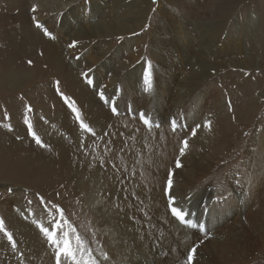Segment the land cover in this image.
Listing matches in <instances>:
<instances>
[{"label": "bare ground", "instance_id": "6f19581e", "mask_svg": "<svg viewBox=\"0 0 264 264\" xmlns=\"http://www.w3.org/2000/svg\"><path fill=\"white\" fill-rule=\"evenodd\" d=\"M92 1L93 2H90L87 6L83 5L81 9H77L73 7L74 0H23V2L28 6V10H30V7L32 8L31 12L29 13V24L27 23L28 26L25 27V30L27 31L25 35L27 37H34V39L37 41V43H34L33 46H41L39 49L42 50L38 54L45 56L48 67H53L52 69H58V71L64 72V68L67 65L66 61L69 62L70 67L67 68V71L70 74L69 81L73 87L72 92H75V94L80 98V107L84 109L85 113L92 114L95 125L100 131L98 134L103 136L106 127L108 126L111 119L114 118V115L110 113L112 112L110 109V105H112L110 102L111 98H106L108 102L104 101V99L100 100L98 98V86L99 88L102 86L109 70L118 61L122 62V52H120V49L118 48L115 52L112 51L109 56H106L108 50L107 47L102 49V51L98 52V55L95 56L94 51L91 49L87 53L84 51L86 57L89 56L93 63H96L99 59H101V57L106 56L105 62H100L98 64L97 70L91 71L89 73V79L86 77L87 79L84 83L83 80L81 82L78 77L76 78V75L74 74L76 71L73 72L72 70L79 62V60L78 62L73 61V56L76 54L74 51H71L73 47L66 48L65 45H62L60 41L52 42L53 39H51L52 41L46 40L44 37L45 34L42 32V30H48L52 24H57L56 21H58V16H60V13L67 10H69L67 12L68 14H73L72 18L76 21L75 29H69L68 27L70 24L65 22L66 19H63V23L66 24V27L60 23V27L62 28L61 33L67 32V34L72 36L73 39L99 36L105 38L108 36L117 35L119 33L129 34L136 31L138 27H141L144 23V18L147 16H141L142 14H145V9L140 8L139 6V3H143L141 0H135V2L131 5L130 3L128 4V0H120L125 4L114 1L115 3L113 6L115 10H112L109 16L105 11L106 6L102 4L103 0ZM33 6H35V11H33ZM238 6L233 7L231 11L222 12L220 15L211 18H215L216 21L219 22L217 25H210L208 21L198 23V21L201 19L200 16H196V18H190V20H187V23L195 27V31H193V28L192 30H190L188 27L184 28L183 26L185 25L180 23L176 18H169L172 22L171 24L169 23L171 33L174 35L184 34V36L179 35V38L172 37L168 40L172 43L174 48H179L183 51L187 50L189 47L191 48L190 52L181 54L186 57V59L183 57L184 59L182 60L186 64L189 62V64L192 63L193 66V62L195 61L196 63L193 66L195 69L188 72L187 75L191 77L194 76V78L189 81L191 83H197L199 86V90L196 91L197 98L193 99V102L188 100L184 101V86L181 84V87L177 86L176 89L175 85L180 84L177 83L175 80L176 78H174L177 75H175L174 72L173 76L169 74V80L163 81L164 83L171 84V103H175L171 106V111L174 110L175 112L178 109L179 113L169 114L168 112H163L161 110V112L154 114L153 111H148L149 115L151 116H147L151 119V121L155 124L159 123V127L152 123L154 125L152 129L146 128L139 124L137 119H133L134 116L117 117L115 119L116 123L113 124V127L116 128H113L114 132L108 138V141L111 144L106 150L107 155L105 163L103 162L105 172L101 171L97 164H94V167L91 170L88 169L89 165H85V170L91 173L88 176L85 175L88 177V179H85V176L82 175L83 179L81 178L80 180H82L84 184L83 187L86 190V192H83L84 196L89 202L88 206H90L93 211H97L98 216L96 217L98 218V221L101 223V225H104L103 230L106 233L104 232V241L101 240V245H104V247H106L109 251L114 250V253H117L116 256L114 255L112 258H108L107 260L102 258V264H158L156 262V258L160 256L164 258V264L168 262L176 264V262L180 261L178 255L176 254L178 253L177 243L173 240L169 241L165 239H163L165 242L162 243L163 240L160 242V239L158 238L159 236L157 237L160 230L163 229V234L166 233L165 235H167L168 232L165 229L171 228L169 231L170 233L173 228L172 226H174L176 222L174 220L170 222L168 221V227L164 228L162 227L163 225H166L164 222L159 221V224V222H154L153 220L157 213L164 210V206L167 207V196L171 195L172 190L166 191L169 166L174 164V162L180 158H182L183 161L189 159L192 162V167L190 169L191 171L189 170L188 173L189 181L185 184L192 185V178L200 177L201 181L205 184L208 182H214L217 185L216 190L214 189L215 193L228 194V197L225 200L226 203L218 204L216 206L214 202L210 207H208H212L211 210L206 215H204V217L200 218L201 223H203L202 221L205 219L210 218L206 224L208 230L211 231V235L202 240L200 246L196 244L195 247L194 243L195 241L201 240L202 238H195V232L180 224V227L183 230L185 228L187 231L183 233L185 240H187L186 238L188 236L189 238H193L190 241L187 240L188 244L187 242L184 245L182 244L184 247L186 245L189 252L191 249H195V251L192 252L193 259L191 264H259L256 262L257 260L259 261L258 254H264V129L251 132L247 141L244 142V145L240 142L241 144L238 145V143H236L232 146L231 143L230 150L228 151V144L225 145L223 142L225 143V140H227L225 131H229L230 128L228 127L227 129H224L222 125L218 124L219 121L217 118L218 111H221L223 107L222 100L220 99L218 93L219 89L215 90L214 92L215 88L206 86L203 88L204 85H201V80H205L202 79L204 75H212L211 72L215 71L218 66L226 65L228 62H230L231 65L235 64L239 67H245L244 63H248L249 66H253L252 68L258 65L259 68H262L259 62H257L258 60L249 54L250 52L245 55V61L242 60L239 63L238 61L240 60V57L238 58L233 56L234 50L232 49L236 50L237 48L238 51H240V47L244 48L245 45H247V42L249 43L250 47L251 45H255V48L257 46L264 45V34H256V30H254V27H256V22L253 20L250 14V16H245V18L236 14V8ZM116 7H118V9ZM134 8H136L137 11L134 10ZM124 9H127V11H124ZM184 12L186 15H188L186 9H184ZM128 13H132V15L126 16ZM186 18L187 17L185 16V19ZM133 20L134 23L130 24V22ZM36 21H39V23L43 25V28H38L36 26ZM193 21H195L194 25ZM78 23H80V26L77 28L76 25ZM227 26L229 27L228 29ZM223 28L227 30V34L225 37H223L225 40L222 46H218V43L221 41L220 35L223 31ZM242 30H244L249 36L252 34V32H255L257 37H253L254 39H249V37L241 36ZM152 41L154 42V54L157 59H159L161 68L171 66L169 56L165 55V52L169 49L167 50L164 47L162 49L161 46L163 45V42L166 43L164 39L161 37L156 39L154 36L152 37ZM215 49L220 51L223 50L224 52L228 53L229 56H227L226 59L225 57L224 59L216 58L214 57ZM36 51L39 52L38 50ZM67 55L70 56V59L67 58ZM82 59H84V56ZM172 59L174 58L172 57ZM260 62L263 63L264 60L261 59ZM173 65L171 67H173ZM176 65L177 64H175V66ZM146 70L147 69L142 66H135L123 76L121 90H119L114 84L111 89L107 91L108 93L106 94L109 97H111L112 94L115 95L113 99L115 102L118 101L117 105L120 110L125 111L122 104L120 103V95L122 93H124L123 96L127 95V97H130V100L134 101L136 110H142L139 105L140 103H143L144 107H149V110H153L154 107H157L154 103L158 97L162 95L160 90H156L158 88L160 73H157V84L154 81L153 73L151 74V89L149 91H145V84H143L142 89L141 81L144 80V73ZM172 70L173 69L170 68L169 72L172 73ZM21 73L14 72L13 75H9L4 81H7V85L15 87L14 84H19L20 81L24 80ZM93 73H95L96 83L90 84L88 81L93 80L91 75ZM199 73L200 80L197 77ZM173 84L175 85L173 86ZM89 86H92V89ZM137 89L139 90V97L137 96ZM174 89H176L175 93H173ZM166 90L168 89L164 87V91ZM180 90H182L181 93ZM140 92L142 95L141 97ZM49 100H52L50 105L52 108L49 113L53 116L52 122L55 124L51 123V126H44V133L46 136L51 135L54 139H56L55 141L51 140L49 144L50 148H52L53 154L47 158V160L43 155L40 157L37 155L32 156L28 153L25 154L27 155L26 158L29 157L31 160L33 159V162L38 164V166H34L35 168L39 167L37 169L38 174L35 172V174L32 175H36L40 179H43L47 173L51 174L53 172L59 171L57 170V167L60 169L59 172L62 174V177H64L66 174L70 173L68 171H64L67 169L70 161H82L81 156H74L73 153L68 149H66V156L65 151L62 149L63 147L61 148L59 146L60 138L57 134L58 129L61 128V130L65 129L67 131V129L70 128L72 122H70L68 117L69 114L67 109L63 107L60 101H58L56 96L52 93V89L50 87L44 91L43 97L40 100L42 105H39L44 109H47ZM211 100L213 102H210ZM176 101L179 102L176 103ZM163 103L168 104V101L164 100ZM253 106H255V103L247 99L242 103L240 112L247 113V108H250L251 111L253 110ZM184 109H187L189 113L188 111L184 112ZM189 109L191 110V114ZM200 112L203 113L201 114ZM171 115H175L178 122L185 126L177 129L176 131L172 130L171 125L167 126L166 128V125L162 123L169 124ZM194 116L197 119L195 120L197 122H195V124L194 120L192 119ZM204 121L210 122V127L205 126ZM187 122L190 125H187ZM58 124L59 126H57ZM119 124H121L120 127H118ZM197 125H199V127H197ZM195 126L197 128L196 130L200 133L194 139V144H192L193 150H190L189 139L191 140V138L189 135L191 128H194ZM51 129L52 134H48ZM23 132L26 134L25 131ZM134 134L136 135L134 136ZM78 135V138L80 139L83 137L88 139L89 136L87 133L81 131H79ZM127 138L129 140H127ZM185 138L188 140V147L186 154L183 156L180 155L179 149L182 147V141ZM126 142L128 143L125 146ZM19 147L22 146L20 145ZM2 149L3 150L0 152V165H3L4 163L7 164V168H9L8 170L10 172L15 171L17 173L18 170H21L22 167L17 166L19 163H22V165L26 163L24 159L25 157L14 159V157L18 156L16 155L17 149L15 151H13L10 147H2ZM37 149L41 151L42 148L40 146ZM33 150H35V148H33ZM56 150L57 154H55ZM102 150L104 151L105 148ZM47 151H49V149ZM69 151L72 153H70L72 160L70 159ZM230 151H235L236 153L233 152L234 154H231L229 153ZM237 152L239 153L237 154ZM219 154H221V156H219ZM98 156H101V154ZM227 156L230 157L227 158ZM222 157L225 159L223 162L225 165L223 164L221 170L213 171L212 169L214 168L215 164L218 163V160L222 159ZM233 157L234 160L231 161ZM59 159L61 162L58 161ZM43 163L45 164V167ZM46 163L48 166H46ZM87 164H90V162H87ZM234 165H236L234 172L230 175H226L224 168H227L228 170V168ZM238 173L239 175L236 176ZM199 174L200 176H198ZM207 175L209 178L205 177ZM231 176L234 177V181H231ZM204 177L207 179L205 180ZM183 181L185 180H182V182ZM127 187L129 190H126ZM101 191L103 192V195L100 194ZM128 192L133 193L132 197H130ZM174 193L175 192H173L172 195ZM134 197H138L136 199L138 202L134 201ZM174 197L176 202L171 206L169 205L170 209L171 207H182L186 211H189L191 204L196 202L193 197L188 198L187 200H179L175 194ZM14 201L16 202L13 203ZM17 202L18 200H15V198L12 200V202L8 201V203L14 208L7 206L8 210L5 209V211L10 212V216H7V218L10 225L13 227V230L16 231L15 234L20 237H14L18 248L22 252H26V254L29 256V260H27V262L24 264H54L53 256L50 255L49 258L47 256L49 252L46 248V241L42 239L43 237L40 236L43 240L42 247L40 245L42 241L40 242L33 233L30 234L29 230L31 228L29 230L26 229V225L20 218H18L19 215L15 212H18V208H16ZM116 202H118V208H116ZM241 210H243L244 214L246 215L244 219H242L240 216L238 217L237 215V213ZM190 211V215H188L186 218L191 219L192 221L202 214V209L200 207H198L195 212H193V210ZM218 214H220V218L216 220L215 217ZM159 215H161V213ZM165 218L171 219L173 217L169 215V217ZM173 222L175 223L173 224ZM171 223L172 226L170 225ZM197 224L199 225L200 223ZM33 226L35 229H37L35 224ZM201 231L205 230L202 229ZM23 238L25 239V246H27V243L34 240L32 243V249H29L28 246L23 247V241H21L20 244V240ZM37 240L39 243H37ZM179 244L181 245V243ZM37 246H39V248L33 249V247ZM5 247L6 243L3 242L0 251ZM38 249H41V253H38ZM45 256L48 259L43 261L42 258ZM184 264H188V261ZM262 264H264V262Z\"/></svg>", "mask_w": 264, "mask_h": 264}, {"label": "rangeland", "instance_id": "374dc122", "mask_svg": "<svg viewBox=\"0 0 264 264\" xmlns=\"http://www.w3.org/2000/svg\"><path fill=\"white\" fill-rule=\"evenodd\" d=\"M114 1L121 4H125L123 1L120 0H103L102 4L106 6L105 11L108 16L111 14L112 10H115L113 6V4L115 3ZM141 1L143 3L142 4L139 3V6L140 8L145 9V14L144 15L142 14L141 16H147V17L144 18V23L142 24L141 27H138L136 31L129 34L119 33L117 35L108 36L105 38L99 36V37H84L82 39H73L72 36L67 34V32L61 33L62 28L60 27V23H62V25L66 27V24L63 23V19H66L65 22H68V24H70L68 28L75 29L76 21L72 18L73 16L72 13L71 14L67 13L69 10L65 12H61L60 16H58V21H56L57 24H52V26L48 28V31L52 34L51 36L46 35L42 30V32L45 34L44 37L46 38V40L53 39V41L51 40L52 42L60 41L61 44L65 45L66 48L73 47L71 51H74V53H76L73 56V61L78 62L79 60V62L72 70L73 72L76 71L74 73L76 75V78L78 77V79H80L81 82L83 80L84 83L86 82L85 80L87 78L89 79L90 77L89 73L91 71H96L98 64L100 62H105L106 56H109L112 51L115 52L119 48L120 52H122L121 55L122 62L118 61L109 70L108 75L104 80L102 86L100 88L98 86V90H99L98 98L100 100L104 99V101L106 102H108L106 98H111L110 102L112 103V105H110V109L114 113L113 114L112 112H110L112 115H114V118L111 119V121L109 122L108 126L105 129L104 135L102 136L101 134H98V132L100 131L95 125V121L92 117V114L85 113L84 109L80 107V101H81L80 98L78 97V95L75 94V92H72L73 87L69 81L70 74L67 71L68 70L67 68L70 67L69 62L66 61L68 66L66 65V67L64 68V72L63 71L60 72L58 71V69H52L53 67H48L45 56L38 54L42 50L39 49V47L41 46L40 45L38 47H36V45L33 46V44L37 43V41L34 39V37H27L25 35V33L27 32L25 30V27L28 26L29 24V13L31 12L32 8L30 7V10H28L29 8L23 2V0H0V77H1L0 78V152L3 150L2 147L3 148L10 147L12 148L13 151L17 149L16 155L18 156L15 155L16 157H14V159L25 157L24 159L26 161V163H24L23 165L22 163H19L17 167H22V169L18 170L17 173L15 171L10 172L8 170L9 168H7L8 165L5 163L3 165H0V219L4 221V229L6 230V231L0 230V249L2 248V243L3 242L6 243V247L0 251V264H24L27 262V260H29V256L26 254V252L24 251L22 252L18 248V245L14 237H19V236L15 234L16 231L13 230V227L10 225L9 220L7 218V216H10V212L5 211V209L8 210L7 206H9L10 208H14L8 203V201L12 202L14 198L15 200H18L16 207L18 208L17 209L18 212L15 211L14 209V211L19 215L18 218H20L23 221V223L26 225V229L29 230L31 228L29 230L30 234L33 233L40 242L42 241L40 243L42 247H43L42 239L46 241V248L48 249L49 252L47 256L48 258L50 257V255L53 256L54 264H56V262H55L53 247L47 242L46 237L40 231L39 227L37 226V223H41L45 227H48L51 230L54 223V218L56 220L59 219V212L57 210V206L63 209L64 215L67 218V220L74 225V227L79 232V234L88 242L89 246L93 250V255L97 258L100 264H102L101 259L104 258L105 253H107L108 258H112V256L114 255L116 256L117 253H114V250L109 251L106 247H104V245L103 246L101 245V240L104 239V232H105L103 230L104 225H101V223L98 221V218L96 217L98 216L97 211L96 212L93 211V209H91V207L88 206L89 202L84 196V192H83V191L86 192V190L84 189L83 187L84 184L80 179L82 178V175L88 176L91 173L85 170L86 167L85 165H89L88 169L91 170L94 167V164H97L99 169L105 172L103 164L105 163L106 160V155H107L106 150L111 144L109 143L108 138L111 136V134H113L114 132L113 128H116L113 127V124L116 123L115 119L117 117L134 116L133 119H137L139 124L143 125L146 128L152 129L154 125L157 126L159 123L157 124L153 123L154 125L152 124L151 127L145 125L143 121L139 119L140 112H144L147 115H149L148 111H153L154 114H157V112H161V110L163 112L166 111L169 114L179 113L178 109L175 112L174 110L171 111V106L175 104L173 102L171 103L172 101V95L170 92L171 84L164 83L163 81V80H169L170 78L169 74L173 76V72H174V74L177 75L174 78H176L175 79L176 82L180 84L178 85L173 84V86L175 85L176 89L177 86L181 87V84L182 86H184V92H185V95L183 97L184 101L188 100L193 102V99L197 98L196 91L199 90V86L197 83L194 82L191 83L189 81L193 79L194 76L191 77L187 75L188 72L195 69L193 68V66L196 63L194 61L193 66L192 63L189 64V62H187L188 64H186L184 61H182L184 58L186 59V57L181 54V53L190 52L191 48L189 47L185 51L179 48H174L172 43L168 40L169 38L172 37L179 38L180 36H184V34H179L180 35L179 36L171 33V30L169 28V23L171 24L172 22L169 18L171 17L176 18L180 23H183L185 25L183 26L184 28L188 27L190 28V30H192L193 28V31H195L194 30L195 27L187 23V20H190V18H196V16H200L201 19L198 21V23L208 21L210 25H217L219 22L216 21L215 18L214 19L211 18L220 15V13L222 12L231 11L233 7L239 5L236 8L237 9L236 14L238 16H243L244 18L245 16L251 15L253 20L256 22V27H254V30H256V34L257 33L259 35L264 34V0H238V1L237 0H141ZM90 2L93 1L74 0L73 2L74 4L73 3L72 4L73 7L77 9H81L83 5L87 6ZM134 2L135 0H128V4L130 3V5ZM116 8L118 9V7ZM183 8L186 9L188 15L185 14ZM134 10L137 11L136 8H134ZM124 11H127V9H124ZM131 15L132 13L126 14V16H131ZM185 16L187 17L186 19ZM133 23L134 20L130 22V24ZM194 24L195 21H193V25ZM76 26L78 28L80 26V23H78ZM228 28L229 27L227 26V29ZM226 34H227V30L223 28V31L221 32L220 35L221 41L218 43V46H222L225 40L223 37H225ZM154 36L156 39L161 37L166 42V43L163 42V45L161 46L162 49L163 47L166 48L167 50L169 49L168 51L165 52V55L169 56L171 61V66L174 64L173 67L169 66V67L161 68L159 59H157V57L154 54V47H153L154 42L152 41V37ZM241 36L249 37V39H252L253 37L254 38L257 37L255 35V32H252V34L249 36L245 33L244 30L241 31ZM55 39H59V40H55ZM107 47L108 50L106 56L101 57V59H99L96 63L95 62L93 63L89 58V56L86 57V54H84V51L87 53L91 49L94 51V54L96 56L98 55V52L102 51V49H105ZM35 49L38 50L39 52H37ZM232 50H234L233 56L238 58L240 57L238 63L246 59L245 55H247L250 52L249 54H251L253 57H255V59L258 60L257 62H259L262 68H259V65L252 68L253 66L252 65L249 66L248 63L247 64L244 63L245 67H241V66L239 67L236 66L235 64L231 65L230 62H228L226 65L218 66V68L215 71L211 72L212 75L206 74L202 77V79H205V80H201L202 82L201 85L202 86L204 85L203 88L205 86L210 88H215L214 92L215 90L219 89L218 93L220 99L222 100L223 107L221 111H218V114L217 113L216 114L219 121L218 124L222 125L224 129H227L228 127L230 128L229 131L227 132L224 130L227 136V140H225V143L223 142V144L225 145L228 144L229 146L228 151L230 150L231 143L232 146L235 145L236 143H238V145L243 143L244 145V142L247 141V139L249 138V134L251 132L259 131V129H264V62L263 63L260 62L261 59L264 60V45L257 46L255 48V45H251L250 47L249 43L247 42V45H245L244 48L240 47V51H238L237 48L236 50L235 49ZM83 56L84 59H82ZM227 56H229V54L224 52L223 50L221 51L218 49L214 50V57L216 58L224 59L225 57L226 59ZM172 57L174 59H172ZM67 58L70 59V56L67 55ZM29 61H31V63H29ZM149 62L151 63V74L153 73V78L156 84H157V73H160L158 80V88L156 90H160L162 95H160L156 100V102L154 103L157 107H154L153 110H149V107H144L143 103H140L139 105L140 108H142V110H138V109L136 110L134 101L130 100V97H127V95L123 96L124 93H122L120 95V99H121L120 103L122 104L125 111L120 110L117 105L118 101L115 102V100L113 99L115 95L112 94L111 97H109L106 94L108 93L107 91H109L114 84L119 90H121L123 76L126 73H128L130 70H132L135 66H142L148 70ZM175 64H177L178 67L177 65L175 66ZM170 68L173 69L172 73L169 72ZM14 72L15 73L22 72L21 74L24 80L20 81L19 84H14L15 87H11L7 85L6 84L7 81L4 80L9 75H13ZM91 75L93 79L91 80L92 84H95L96 83L95 73ZM197 77L200 80V73L197 75ZM143 84L144 82L141 81L142 89H143ZM163 86L168 90L164 91ZM48 87L52 89V93L56 96L58 101H60L63 107L67 109L69 114L68 117L70 119V122H72L70 128H68L67 131L65 129L61 130V128L58 129L59 133L57 132V134L58 137L60 138L59 146L61 148L63 147L62 149L65 151L66 156H67L66 149H68L73 153L74 156L77 157L81 156L82 161L81 162H78L77 160H75L74 162L70 161V164L67 166V169L64 170L70 173L66 174L64 177H62V174L59 172L60 169L57 167V170L59 171L53 172L51 174L47 173L46 176L43 177V179H40L38 176L32 175L35 174V172H37L38 174L37 169L39 167L36 168L34 167V166H38V164L33 162V159L31 160L29 157L26 158L27 155L25 154L28 153L31 154L32 156L37 155L40 157L41 155H43L44 158H46V160L53 154L52 148H50L49 144L51 140L55 141L56 139H54L51 135L46 136L44 133L45 130L44 126H51V123L55 124L54 122H52L53 116L49 113L52 108L50 106L52 100H49L47 109H44L43 107L40 106L42 105L40 100L43 97L44 91H46ZM89 87L92 89V86ZM250 87L252 90L250 89ZM176 89L173 90V93L176 92ZM138 91L139 90L137 89V96L139 97ZM181 91L182 90H180V93ZM101 92H104L103 97H101L100 95ZM73 94H75L76 96ZM141 96L142 95L140 92V97ZM247 99L255 103V106H253V110L250 111V108H247L248 109L247 113L240 112L242 103ZM164 100H167L168 104H164L163 103ZM177 102L179 101H176V103ZM210 102L213 101L211 100ZM69 105H72L73 107L78 109L81 118L94 130V134L89 133L80 127V122L76 118L77 113L73 112L72 108ZM113 107H115L116 109L115 112L113 111ZM186 111L188 110L184 109V112ZM43 113L45 116L43 115ZM200 113L202 114L203 112ZM190 114H191V110H190ZM173 117L176 118L175 115H171L170 119ZM192 119L194 120V124H195L196 122L195 120H197L196 117L194 116ZM162 124H165L166 128L167 126L170 125V123L169 124L162 123ZM29 125H31V131L29 130ZM187 125L190 124L187 122ZM57 126H59V124ZM120 126L121 124L118 125V127ZM193 129H195V135L192 134ZM196 129H197L196 126L194 128H191V132L189 135L191 138V140L189 139L190 150H193L192 144H194V139L200 133ZM23 131H25L26 134H24ZM79 131L87 133V135H89L88 139L85 137H83L82 139L78 138ZM33 133L35 134V137H38L41 140L42 142L41 144H38L36 142ZM48 134H52V129L48 132ZM135 135L136 134H134V136ZM127 140L129 139L127 138ZM127 143L128 142L125 143V146L127 145ZM20 145L22 147H19ZM40 146L43 149V150L41 149V151L37 149ZM103 147L105 148L104 151L102 150L104 149ZM33 148H35L36 151L33 150ZM48 149L49 151H47ZM43 151L44 152L46 151L45 152L46 154ZM70 151H69V156L70 159L72 160ZM186 152L187 149L183 154V156L186 154ZM233 152L236 153L235 151L232 152L230 151L229 153L234 154ZM238 153L239 152H237V154ZM55 154H57V150L55 151ZM100 154L101 156H98ZM219 156H221V154H219ZM229 157L230 156H227V158ZM177 160H179L181 165L183 164L181 167H176L175 163ZM177 160L174 162V164H171L169 166V171H168V174L172 173L173 184H172L171 195L173 192H175L174 194L177 196V198H179V200H187L188 198L191 197L194 198L196 202H193L191 204L190 210H193V212H195L197 208L200 207L202 209L201 211L202 214L198 216L193 222L204 225L203 230L205 231H201L202 229L200 227L191 228V226L180 222L179 220H177L176 217L172 215L170 206L168 204L170 195L167 196V207L164 206L163 208L165 211L163 210L157 213L156 217H154L153 220L154 222L155 221L164 222L166 224L162 226L164 228L168 227L170 221L174 220L176 222V223L173 222V224L175 223L174 226H172V223L170 224L173 227L170 233L169 231L171 228L165 229L169 234L168 233L167 235H165L166 233L163 234L164 233V229H163L160 230L158 235L157 234L155 235H157V237L159 236L158 238L160 239V242L163 239L169 241L173 240L174 242H176L178 249V253L176 254L178 255V258L180 260L176 262V264H184L187 263L186 260L189 254V250L187 249L186 245L185 247L183 245L187 242V240L190 241L193 238L192 237L189 238L188 236L186 238L187 240H185V236H183V233L187 231L185 228L183 230L180 227V224L186 227L187 229L195 232L194 233L196 234L195 238H202L201 240H197L194 243L195 247L196 244L200 246L202 240L206 239L211 235V231L208 230L206 224L210 218H207L204 221H202L204 224L201 223L200 218L204 217V215H206L211 210L212 207L211 208L208 207H210L214 202L216 206L218 204L226 203L225 200L227 199L228 194L215 193L217 185L214 182H208L205 184L201 181L200 177H197L198 179L192 178V182H191L192 185L185 184L186 182L189 181L188 173L192 167V162L189 159L183 161L182 158ZM224 160H225L224 157L218 160V163L215 164L212 170L213 171L221 170L224 164L223 163ZM233 160L234 157L231 161ZM58 161L61 162L60 159ZM87 162H90V164H87ZM43 165L45 167L44 163ZM46 166H48L47 163ZM235 166L236 165L228 168V170L227 168H224V171H226V175L232 174L234 172ZM168 174H167V179H168ZM238 175L239 173L236 174V176ZM87 176H85V179H88ZM198 176H200V174ZM205 177L209 178L208 175ZM182 180L185 181L182 182ZM231 181H234L233 176H231ZM126 190H129V188L127 187ZM128 193L130 194V197H132L133 193L130 192ZM100 194L103 195V192L101 191ZM164 195L166 196L165 193ZM137 198L138 197H134V201H136ZM15 202L16 201H14L13 203ZM116 208H118V202H116ZM190 210L187 211L191 212ZM92 212L94 215L92 214ZM160 213L161 215H159ZM169 215L173 218L171 219L165 218V217H169ZM237 215L238 217L239 216L242 217V219L246 217L243 210L239 211ZM21 217H23L24 219ZM219 218H220V214H218L215 217L216 220ZM33 223L35 224L37 229L34 228ZM6 232L11 233L13 240L15 241V245H16L15 247L12 246V241L8 239ZM40 236L43 238L41 239ZM38 240L37 243H39ZM165 240H163L162 243L165 242ZM21 241H23L22 243V245H24L23 247L28 246L29 249H32V243L34 242V240L30 241L29 242L30 244L27 243L26 244L27 246H25L24 238L20 240V244ZM179 243H181V245ZM36 248H39V246L33 247V249ZM190 252H192V249L190 250ZM38 253H41V249H38ZM258 257H259V261L257 260L256 262L262 264L264 262V254L259 253ZM48 258L45 256L42 258V260L44 261ZM156 262L158 264H164V258L161 256L157 257ZM165 264H174V263L168 262Z\"/></svg>", "mask_w": 264, "mask_h": 264}, {"label": "snow or ice", "instance_id": "6c2138e0", "mask_svg": "<svg viewBox=\"0 0 264 264\" xmlns=\"http://www.w3.org/2000/svg\"><path fill=\"white\" fill-rule=\"evenodd\" d=\"M33 11H35V6H33ZM36 26L38 28H43V25H41L39 21H36ZM44 33L49 36L52 35L50 32H48L47 29H44ZM29 63H31V61H29ZM88 82L90 84L92 83L91 80H89ZM143 82L145 84V91H149L152 86L150 62H149L148 70H146L144 73ZM100 95L101 97H103V92H101ZM69 106L72 108L73 112L77 113L76 118L80 122V127L86 130L87 132L94 134V130L81 118L78 109H76L72 105ZM113 111L114 112L116 111L115 107H113ZM139 119L142 120L145 125L149 127L152 126L153 122L147 116L146 113L140 112ZM170 125L173 131H176L177 129L185 126V125H181L175 117L170 119ZM205 125L210 127V122L206 121ZM157 127H159V125H157ZM197 127H199V125H197ZM29 130L31 131V125H29ZM192 134L195 135V129L192 130ZM33 135L34 138L36 139V142L38 144H41L42 143L41 140L38 137H35L34 133ZM187 147H188V140L185 138L182 141V147H180L179 149L180 155H183L185 153ZM181 166L182 165L180 164L179 160H177L176 167H181ZM172 184H173L172 173H169L167 179L166 191H170L172 189ZM175 202H176L175 197L173 195H170L168 201L169 205L171 206L175 204ZM57 210L59 212V219L56 220L54 218V223L51 230L48 227H45L43 224L37 223V226L39 227L40 231L46 237L47 242L53 247L56 264H100L97 258L93 255V250L89 246L88 242L79 234V232L76 230L74 225L67 220V218L64 215L63 209L57 206ZM171 213L182 223H185L191 227H200L201 229L204 228V225L202 224L198 225L197 223H194L191 219H187L186 217L190 215V213L184 210L182 207H171ZM0 230H5L4 221L2 219H0ZM6 235L8 239L12 241V246L15 247L16 246L15 241L13 240L11 233L6 232ZM194 251L195 249L192 250V252ZM192 252H189L187 256L188 264H191V261L193 259ZM104 259L105 260L108 259L107 253L104 254Z\"/></svg>", "mask_w": 264, "mask_h": 264}]
</instances>
